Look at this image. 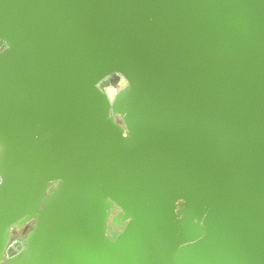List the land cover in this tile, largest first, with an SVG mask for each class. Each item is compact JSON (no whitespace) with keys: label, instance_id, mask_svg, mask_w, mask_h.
<instances>
[{"label":"water","instance_id":"obj_1","mask_svg":"<svg viewBox=\"0 0 264 264\" xmlns=\"http://www.w3.org/2000/svg\"><path fill=\"white\" fill-rule=\"evenodd\" d=\"M0 264H264V0H0Z\"/></svg>","mask_w":264,"mask_h":264},{"label":"flooded vegetation","instance_id":"obj_2","mask_svg":"<svg viewBox=\"0 0 264 264\" xmlns=\"http://www.w3.org/2000/svg\"><path fill=\"white\" fill-rule=\"evenodd\" d=\"M103 84L105 86L108 85H112L115 88L120 87L122 88L125 85V80L122 79L121 75H113V76H109L107 78H105L103 80ZM121 210H115L112 213V217L115 216L116 214H118ZM33 227V223H27L19 228H14L13 229V233H12V237H11V241H14L16 244L11 248V251H16L19 252L18 247L19 246H23V240L26 237V232L28 230H30ZM121 225H111L109 228V233L112 232H118L120 231ZM10 241V242H11Z\"/></svg>","mask_w":264,"mask_h":264},{"label":"built area","instance_id":"obj_3","mask_svg":"<svg viewBox=\"0 0 264 264\" xmlns=\"http://www.w3.org/2000/svg\"><path fill=\"white\" fill-rule=\"evenodd\" d=\"M122 79L125 80V85H126V79L122 76ZM124 85V86H125ZM104 89L110 93V94H114L116 93L117 91H119L121 88L120 87H117L115 88L114 86L112 85H108V86H104ZM16 243L14 241H11L9 242L8 244V247H7V251L11 250V248L15 245ZM18 250H19V247H18Z\"/></svg>","mask_w":264,"mask_h":264}]
</instances>
